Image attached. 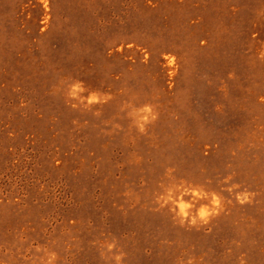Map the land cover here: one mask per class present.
I'll use <instances>...</instances> for the list:
<instances>
[{"label":"rangeland","instance_id":"rangeland-1","mask_svg":"<svg viewBox=\"0 0 264 264\" xmlns=\"http://www.w3.org/2000/svg\"><path fill=\"white\" fill-rule=\"evenodd\" d=\"M262 44L264 0H0V264H41L37 245L55 264H113L102 240L123 264H264ZM68 78L112 98L73 110ZM125 101L158 119L130 129ZM169 168L224 211L174 221L154 197Z\"/></svg>","mask_w":264,"mask_h":264},{"label":"clouds","instance_id":"clouds-1","mask_svg":"<svg viewBox=\"0 0 264 264\" xmlns=\"http://www.w3.org/2000/svg\"><path fill=\"white\" fill-rule=\"evenodd\" d=\"M127 46L132 47L131 44ZM123 48V44L117 45L116 51ZM256 59L264 61V44L257 48ZM147 60L148 56L145 53L143 62H147ZM167 67L169 69L168 76L170 78L174 77L178 70V65H175V57L171 58ZM229 76L231 77V74ZM64 95L68 106L73 110L81 108L90 110L93 106L108 103L112 98L110 93L89 89L83 81L75 78H68L64 83ZM120 111L128 118L130 129L135 128L140 133H144L147 126L158 119V113L150 103L135 105L131 101H125L122 103ZM115 127L118 128L119 125H115ZM8 135L11 137L13 133L10 131ZM165 177L168 183L161 182L158 185L159 190L154 193L155 203L159 208H167L172 219L181 226L187 225L190 228L207 226L213 218L224 211V198L215 190H210L202 184L177 179L172 168L166 169ZM230 180L231 177L227 176L224 178L223 183L227 185L226 190L235 198L237 203L251 202V197L254 194L249 193L247 190H240L239 185L230 184ZM99 248L102 259H110L113 264H123L125 253L117 246L115 240H102L99 242ZM36 251H43V255L40 257L41 264H55L57 259L55 252L47 249L42 250L39 245H37ZM239 261L240 264H246L243 254L239 257ZM182 264H185V262H182ZM186 264H194V259L188 257Z\"/></svg>","mask_w":264,"mask_h":264}]
</instances>
